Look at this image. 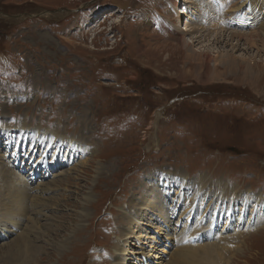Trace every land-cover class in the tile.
Segmentation results:
<instances>
[{
    "label": "rangeland",
    "instance_id": "rangeland-1",
    "mask_svg": "<svg viewBox=\"0 0 264 264\" xmlns=\"http://www.w3.org/2000/svg\"><path fill=\"white\" fill-rule=\"evenodd\" d=\"M176 1L0 0L9 8L0 13V128L18 135L17 127L39 126L84 148L52 143L30 153L35 165L41 156L54 157V163L38 166L43 178L51 176L36 181L32 191L50 187L31 217L39 221L40 247L24 264H116L115 243L134 229L133 217L123 212L146 197L159 170L183 171L191 179L207 174L211 183L224 178L231 189L239 185L264 198V54L243 40H227L228 33L252 32L245 21H222L240 0ZM251 1L264 14V0L246 5ZM113 5L122 12L109 16ZM67 8L78 10L61 12ZM183 8L200 22L213 12L215 23L224 26L214 33L223 39L209 40L207 48L203 38L182 45L191 43L192 34L172 22L184 26ZM24 10L30 15L19 20L3 15L22 16ZM203 22L196 27L202 35L209 30ZM6 141L0 136V165L6 160L8 171L0 166V178L13 167ZM58 150L66 154L59 164ZM20 153L25 160L29 151ZM140 224L134 235L143 248L134 235L128 237L124 264H170L176 245L186 246L194 236L202 238L198 245L209 243L221 233L207 240L199 232L187 234L182 242L168 237L158 245L146 239L157 229L148 230L142 219ZM8 230L13 232L12 225H1L2 248L15 236L6 235ZM222 235L231 247L219 264H264L262 226L243 233L229 228Z\"/></svg>",
    "mask_w": 264,
    "mask_h": 264
},
{
    "label": "bare ground",
    "instance_id": "bare-ground-1",
    "mask_svg": "<svg viewBox=\"0 0 264 264\" xmlns=\"http://www.w3.org/2000/svg\"><path fill=\"white\" fill-rule=\"evenodd\" d=\"M178 2L179 0L176 1V3ZM187 2L191 3L192 0H184V3ZM248 2L249 0H240L238 3L239 5L233 6V8L227 11L226 17L222 21L230 20L232 21L230 25H237L235 22L239 20L245 21L243 25L250 26L252 32H240L238 34H236L237 32H232L230 34L228 33L226 37H229L227 40H230V38L237 39L236 44L240 40H243L248 47L256 49L258 53L262 52L264 54V20L260 21L262 17L264 18V14H261V12L258 14V10H256L257 5L253 4L252 1L251 4L247 6L246 4ZM196 4H199V2ZM257 9L260 10L259 7ZM196 13L201 14L203 12L198 9L196 10ZM181 14L186 18L183 27L172 22L174 19L171 20L167 18V20L171 21L173 27L181 31L183 34H192L191 43L183 40L180 42L182 45L190 47V44H193L198 41V39L202 38L203 42L206 41V43L209 42V40L218 42L223 39V36L214 33L216 32L215 29L224 28V26H219L215 23L213 17L215 15L213 12H207L206 17L203 18L201 22L200 19H197V21L196 19H193L192 13L187 12L185 8L182 9ZM44 15L45 14L41 16ZM47 15L50 14L47 13L46 16ZM120 21L121 20H119V22ZM203 21L209 26L207 34L204 35L197 31L198 28L196 29L197 26L200 27L201 24L204 23ZM191 22H195L194 24H197V26L192 25ZM177 26L179 28H177ZM209 37H211V39H209ZM206 43L204 44V47L207 48V46L210 45ZM209 44L211 43L209 42ZM174 48H176V46H174ZM227 61L229 62L230 60ZM82 125L83 127L86 126L85 123H82ZM14 132L15 129L0 128V136H4L7 140L5 142L6 153L9 149H12L9 151V155L14 156V158L19 157L21 154L20 151L23 152V156H25L27 151H29V154L31 152L37 154L39 146L43 145V147L47 148L51 147L52 143L59 144L60 147L64 145L65 147H71L72 149L76 148L80 151L84 149L83 144L82 146H79L80 141L72 138L66 139L59 137L57 136L58 133L54 134V132H56L55 130L54 132H48L46 130H41L39 126L25 129L21 126L17 127L16 132H19L21 136L20 134L16 135ZM52 150H54V148ZM40 155H42V152ZM65 155V153L59 151L56 156V163H62L64 161L62 158H64ZM7 160H9L7 163L9 164L11 162L10 164L13 166V164L17 163L18 158H16L15 161L10 158ZM33 160L34 159H30L29 161ZM38 163L42 168L46 167L47 169L48 165L54 163V157H52L50 161H47L46 158H42L41 156ZM5 164L6 160L2 161L3 167L0 165L4 171L7 168ZM39 164L34 165L38 167ZM0 172H2V170ZM147 175L145 177H147ZM157 175H159V177ZM157 175L150 178L152 182L150 188H147L145 192L146 197L141 200H137L138 198H136V200H133V203L134 201L135 203L138 201L137 204H135V208L129 211L124 210L123 212L126 215L125 217H133L130 221L133 222L134 229L131 231H124L122 233L123 236H121L123 239L115 243L117 254L116 264H124V255L127 252L128 246L126 240L128 237H131L141 230V219L149 223L150 226L148 225V230L153 231L157 229L156 232H152L155 233L153 239H150L149 236L146 235V239L149 240L150 244L157 243L160 245L163 243V240L168 237L177 242H182L184 241L183 239H187L188 236L198 232L207 240L213 232V234L217 233V231L221 232L220 234H217L216 237L213 236L212 241L209 243L198 245L197 242L199 237L194 236L196 238L194 241L195 244L190 243L192 241L190 240L186 246L177 247L176 245L174 253L172 254L173 258L169 262L170 264H174L173 261H175V264H193L194 262L199 264H219L223 252L228 250L226 248L231 247V245L227 243L229 241H227L222 235L224 230L226 232V230L228 231L229 228H231L236 232L239 230V233H243V231H250V229H257L261 226L264 228V198L261 196L260 192L251 191V189L242 191V188L238 187L239 185H234L231 189L229 187L231 183L225 181L224 178L211 183L207 179V174H201L197 178L191 179L189 175L183 171L169 173L159 170ZM209 184L211 189L208 190ZM174 185L176 188L171 189ZM240 186L242 187V185ZM49 187H41L38 192L34 193L32 189H35L36 186H33V181L26 179L25 175L20 174V172L14 167H11V173H3L0 178V240H2L3 237L1 234V225H4V223L12 225L13 232L8 230L6 235L11 233V236H15L11 241L3 242V248L2 246L0 247L1 264H24L31 258L30 256H33L38 252L40 245L37 244L39 237L36 235V230H38L39 221L37 220L38 222L35 223L31 217L33 213L35 214L36 204L40 203L42 206V201L44 199L46 200V198L43 197V194L46 193L45 191H47ZM234 187L236 188V191H233ZM190 188L193 190L194 194H191L188 191ZM141 193L143 194L142 191ZM211 194L214 195V200L210 203L213 205H209L210 199H212ZM220 198L222 199L220 200ZM85 199H90V197L87 196ZM179 206L181 209H178ZM84 214L85 213L82 215ZM101 219H103L109 227L107 222L108 217L103 216ZM173 223H176V226H174ZM153 225H157V227H153ZM60 226H62V224ZM109 228L111 229V227ZM127 234L129 235L127 236ZM187 234L188 236H186ZM139 236V234L138 236L134 235V239L136 243L141 245V238H139ZM153 236L154 235H152V237ZM165 242H167V240ZM169 245L170 243L167 242L165 247H168ZM237 246L238 245H235V247ZM60 247L61 245L58 246V250H60ZM153 247L154 245L152 248ZM140 248H143V245H141ZM147 257H149V255H147ZM35 263L38 264L37 261Z\"/></svg>",
    "mask_w": 264,
    "mask_h": 264
},
{
    "label": "flooded vegetation",
    "instance_id": "flooded-vegetation-1",
    "mask_svg": "<svg viewBox=\"0 0 264 264\" xmlns=\"http://www.w3.org/2000/svg\"><path fill=\"white\" fill-rule=\"evenodd\" d=\"M89 2V1H88ZM18 6V5H17ZM16 7L14 6V9H15ZM105 7H103V8H99V9H104ZM114 8V10L116 9L118 12H122L120 9H117V7L116 6H114L113 5V7H112V9ZM77 9V8H76ZM99 9H96L94 12H98V14H101V12L100 11H98ZM9 10V8H8V5L7 6H5L4 4H1L0 5V12H7ZM67 10H74L73 8H67ZM100 12V13H99ZM19 13H21V12H19ZM26 13H28V11H22V14H26ZM103 15V14H102Z\"/></svg>",
    "mask_w": 264,
    "mask_h": 264
},
{
    "label": "water",
    "instance_id": "water-1",
    "mask_svg": "<svg viewBox=\"0 0 264 264\" xmlns=\"http://www.w3.org/2000/svg\"><path fill=\"white\" fill-rule=\"evenodd\" d=\"M65 11H69V12H71V11H73V10H62L61 12H65ZM1 13V12H0ZM45 13H49L48 11H45ZM50 13H58L56 10L55 11H52V12H50ZM5 16H9V17H11V18H14L15 20H19V19H23L25 16H29L30 14H28V13H26L25 14V16L24 15H22L21 16V14H13V15H7V14H4Z\"/></svg>",
    "mask_w": 264,
    "mask_h": 264
}]
</instances>
